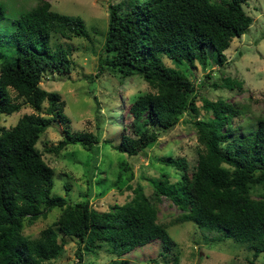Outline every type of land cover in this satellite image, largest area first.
Here are the masks:
<instances>
[{
  "label": "trees",
  "instance_id": "obj_1",
  "mask_svg": "<svg viewBox=\"0 0 264 264\" xmlns=\"http://www.w3.org/2000/svg\"><path fill=\"white\" fill-rule=\"evenodd\" d=\"M245 1L129 0L126 9L108 6L103 44L108 57L98 63L122 77L138 75L152 89L128 105L131 120L112 145L114 150L139 154L156 140L149 126L166 131L182 114L195 113L192 81L176 66H167L162 55L175 65L197 62L205 69L209 58L222 64L231 38L251 23L241 7ZM5 20L0 5V120L22 104L33 112L20 115L8 128L0 126V264H54L64 245L57 231L76 240L75 264H82L83 251L102 249L119 257L156 239L166 250L172 240L140 189L106 211L92 209L87 197L68 204L50 194L53 169L35 144L47 127L67 120L59 94L42 89L39 82L44 74L69 71L68 49L51 48L49 39L53 33L66 39L85 37L82 19L51 9L47 0H35L32 7ZM223 84L230 88L234 83ZM201 108L210 117L193 122L201 146L194 170L188 173L182 157H167L164 163L180 171V177L173 182L166 175L165 181L154 179L151 198L167 197L181 211L178 221H191L197 228L218 231L222 239L246 244L252 252L246 264H255L264 251V118L238 135L231 125L238 111L230 104L202 99ZM68 144L92 152L98 138L65 131L48 151L57 153ZM255 187L256 197L251 196ZM54 207L60 213L52 226L35 238L21 234L25 219L31 223Z\"/></svg>",
  "mask_w": 264,
  "mask_h": 264
},
{
  "label": "rangeland",
  "instance_id": "obj_2",
  "mask_svg": "<svg viewBox=\"0 0 264 264\" xmlns=\"http://www.w3.org/2000/svg\"><path fill=\"white\" fill-rule=\"evenodd\" d=\"M47 1L51 9L59 13L79 16L86 32L85 37L70 39L51 34V48L68 49L70 69L64 74H44L39 82L42 89L59 94L67 120L47 127L35 144L43 161L53 169L50 194L63 197L68 204L87 197L92 209L106 211L129 200L134 190L140 189L156 210V222L165 227L166 235L172 240L166 250L156 239L119 257L102 249L95 253L83 251L81 263L116 264L126 260L127 264H246L252 254L246 244L222 239L218 231L197 228L191 221H178L181 211L167 197L160 195L153 199L151 195L154 179L165 181L166 175L168 181L173 182L180 177V171L164 163L167 157H182L188 165V173L194 170L196 151L201 146L196 141L193 122L210 117L201 108L202 99L218 98L236 109L238 114L232 117L231 125L238 135L252 130L257 120L264 118V0H246L241 5L251 23L243 34L231 38L223 51L222 64L209 58L210 64L205 69L197 62L175 65L162 55L167 66H176L192 81L197 97L196 111L182 114L166 131L149 126L157 134L156 140L133 156L114 150L112 145L118 142L120 133L127 130L131 120L128 105L136 96L152 89L138 75L122 77L111 72L106 64L98 63L108 57L103 51L108 6L119 4L126 9L129 0ZM34 4L35 0H0L5 22ZM224 80L233 82V86L226 87ZM32 112L22 104L18 111L2 115L0 126L8 128L20 115ZM65 131L96 135V151H86L79 144H68L57 153L48 151ZM258 192L259 188L255 187L251 196L256 197ZM59 213L60 208L54 207L31 223L25 219L21 234L35 238L41 229L52 226ZM57 233V240L63 239L64 245L61 255L52 262L75 264L76 240ZM253 261L264 264V251Z\"/></svg>",
  "mask_w": 264,
  "mask_h": 264
}]
</instances>
